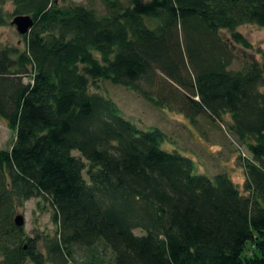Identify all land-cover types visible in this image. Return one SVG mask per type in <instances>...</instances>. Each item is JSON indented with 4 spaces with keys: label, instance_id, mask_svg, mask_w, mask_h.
Wrapping results in <instances>:
<instances>
[{
    "label": "trees",
    "instance_id": "obj_1",
    "mask_svg": "<svg viewBox=\"0 0 264 264\" xmlns=\"http://www.w3.org/2000/svg\"><path fill=\"white\" fill-rule=\"evenodd\" d=\"M102 3L100 15L0 0L1 26L34 20L23 48L0 47V119L14 132L0 150V264H264V48L232 69L230 44L250 48L237 29L264 27V0ZM97 81L191 123H224L241 186L164 148L167 134L125 118L91 91ZM33 198L54 235L14 224Z\"/></svg>",
    "mask_w": 264,
    "mask_h": 264
},
{
    "label": "rangeland",
    "instance_id": "obj_2",
    "mask_svg": "<svg viewBox=\"0 0 264 264\" xmlns=\"http://www.w3.org/2000/svg\"><path fill=\"white\" fill-rule=\"evenodd\" d=\"M58 4H83L93 8L102 15L104 5L102 0H56ZM4 10L13 11V4L8 2ZM12 18L3 26L0 25V47H24L22 36L16 27L11 25ZM250 43V48L245 49L240 45L230 43L233 47L235 59L231 64L232 69H239L241 65L253 59L258 60L259 52L264 48V27L248 24L237 29ZM220 35L230 41L229 32L221 30ZM26 82V80H25ZM98 88L90 85L93 92L111 99L118 106L122 115L141 127H159L173 145L164 144V148H176L191 156L197 163L200 171L215 174L228 171L231 179L241 186L243 175L237 161V148L231 137L225 131V125L213 124L205 117H197L191 123L182 114L166 109H157L149 105L139 95L122 87L112 86L103 81H97ZM14 132L0 119V150H7L11 146ZM208 176V173L202 172ZM39 203V204H38ZM24 218V229L29 237L35 235H54L55 226L52 224L51 211L47 204L40 199H29L16 211V215ZM42 246V242H39Z\"/></svg>",
    "mask_w": 264,
    "mask_h": 264
},
{
    "label": "water",
    "instance_id": "obj_3",
    "mask_svg": "<svg viewBox=\"0 0 264 264\" xmlns=\"http://www.w3.org/2000/svg\"><path fill=\"white\" fill-rule=\"evenodd\" d=\"M33 24L34 20L30 15L15 16L11 21V25L16 27L17 32L21 36L26 35L32 28ZM13 221L16 226H23L24 224V218L20 214L16 215Z\"/></svg>",
    "mask_w": 264,
    "mask_h": 264
}]
</instances>
